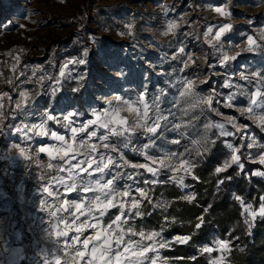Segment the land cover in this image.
I'll return each instance as SVG.
<instances>
[{
  "label": "snow or ice",
  "instance_id": "1",
  "mask_svg": "<svg viewBox=\"0 0 264 264\" xmlns=\"http://www.w3.org/2000/svg\"><path fill=\"white\" fill-rule=\"evenodd\" d=\"M214 11L221 17L231 15L226 6H217ZM125 27L131 35L133 26L127 24ZM179 28L177 21L169 20L163 35L175 38ZM232 28L231 23H223L214 35L213 27L204 32V42L212 49L215 63H208L207 55L195 56L187 50V44L178 40L176 44H170L171 54L161 52L160 63L149 65L150 75L163 78L162 86L150 91L149 80L148 84L141 85L134 98L113 95L101 107L91 108L90 112L76 109L56 115L52 111L55 98L62 92L63 82H75L77 87L71 91H80V82L88 75L94 51L89 45L82 46L76 56L66 60L58 75H45L37 85L40 90L35 96L20 90L19 102L15 103L11 115L5 114L2 103V98L8 93L0 94V141H8L11 136L19 141L8 142L6 148L0 150V161L7 162L0 175L9 179L8 187L11 193L16 194L15 202L20 205V220L27 222L26 236L25 231L17 229L16 221L6 229L3 219H0V257L7 255L8 264H19L25 259L26 248L38 247L40 250L34 251L39 258L38 264H62V259L66 264L68 249L75 253L72 258L82 264H157L160 250L171 249L173 245H188L193 241L205 224L203 216L193 225L196 231L191 235H174L171 238L164 235L170 223L167 215L158 231H137L133 222L152 214L146 213L142 205L167 213L168 203H153L152 191L158 185H172L182 191L192 188L186 179L199 180L195 170L215 152L218 144L226 150L227 158L221 166L215 167L217 177L225 174L216 180L217 192L233 180V176L226 175L230 169H238L235 177L243 175L246 165L242 149L247 150V160L251 162H257L253 160V150H258V163L264 166V143L252 133L249 124H240L233 116L221 121L212 119L223 115L220 107L235 109L239 119L249 117L253 126L264 134V115H256L257 110L264 109V68L242 70L238 79L235 74L227 72L231 63L241 55L264 52V30L257 38L260 43L253 35H247L244 47L236 44L240 51L230 55L225 50L224 41ZM183 35L187 37L192 33ZM126 59L119 54H111L105 59L111 70L108 79L119 82L128 78L131 69L125 63ZM197 60L201 63L197 64ZM205 65L208 70L220 66L225 68L221 87L227 89V93L216 88L203 90L202 86L217 75L209 72L200 79L199 74L205 71ZM125 68H128L127 72ZM38 70L43 71L39 66L32 69L33 79ZM45 81L48 82L47 87ZM42 96L48 97L51 106L34 112L32 107ZM240 100H245L246 106H238ZM18 116L19 122L14 123ZM34 116H38L37 122H26ZM50 124L63 132L54 130ZM45 138L53 142L41 144ZM237 139L240 146L234 142ZM182 142V151L171 150V145L179 146ZM129 152L146 162L129 160L126 156ZM41 154H46L47 161L41 159ZM18 162L24 169L19 181L15 179V172L10 171ZM250 176L264 178V170L253 171ZM25 178L33 179L38 186L34 204L25 195ZM71 193L78 194L79 198H69ZM231 195L243 208L241 215L246 235H252L257 218L264 220V195L259 197L258 210H254L253 205L246 203L240 195ZM0 198L13 200L9 191L2 187ZM196 200L195 191H187L179 197V201L190 205ZM25 205L34 211H25ZM112 209L118 213L114 218L110 215ZM4 210L17 215L11 203L5 204ZM203 211L207 213L209 208ZM106 216L109 218L107 223ZM88 230H91L90 235H86ZM6 231L9 238H15L18 246H12L10 239H4ZM135 236L141 239L133 240ZM26 239L27 244L24 243ZM215 243L220 249L227 250L231 241L218 239ZM50 245L55 246L54 251L59 249V254L53 255L49 251ZM212 251L210 247L201 249L202 253ZM191 259L195 261L197 257ZM0 264L4 261L0 260ZM162 264H167V261H162Z\"/></svg>",
  "mask_w": 264,
  "mask_h": 264
},
{
  "label": "rangeland",
  "instance_id": "2",
  "mask_svg": "<svg viewBox=\"0 0 264 264\" xmlns=\"http://www.w3.org/2000/svg\"><path fill=\"white\" fill-rule=\"evenodd\" d=\"M86 0H0V94L8 93V96L2 98L4 112L11 115L6 101L13 93V106L19 102V91L27 92L35 96L39 92L37 86L44 76L58 75L60 66L68 59L73 58L81 50L82 46L89 45L94 51L91 53V62L88 69V75L85 80L80 82V91L74 93L72 88L77 87L73 81L63 82L62 92L59 97L55 98V107L52 109L53 114L63 115L68 111L79 109L81 111L90 112L91 108H99L104 101L111 99L113 95H123L127 97H135L141 90L142 84H148L151 81L150 91L162 86V79L157 75H150L149 65L152 63H160V53L168 52L171 54L172 47L170 44H176L178 40L187 44L188 51H191L197 57L208 56V63H215L216 57L212 55V49L204 42V32L208 27H213V35L218 26L223 23H231L232 30L228 34V39L224 41L225 50L228 53L235 54L240 48L235 47L239 44L244 47L247 35H253L254 39L259 37L261 30H264V0H91L87 8V16L75 19L76 13ZM227 7L231 15L229 17H221L214 8ZM169 20H175L179 23L177 37L164 36ZM252 21V23H249ZM133 26L132 34H128L125 25ZM124 33V35H121ZM183 33H192L191 36H184ZM243 33V35H241ZM257 42L260 43L257 39ZM16 48L28 49L32 53L33 59L30 61L32 65H27L24 75L15 84L11 82L7 72L5 55ZM111 54H119L126 57L125 63L130 67L131 72L126 80L119 82L108 79L111 70L104 62ZM29 63V62H28ZM201 63L197 60V64ZM39 66L43 71L37 72L36 78L33 79L32 69ZM124 67V64L121 65ZM167 67V65L165 66ZM264 68V52L257 54L245 53L241 55L235 62L227 68L229 74H235L238 79L240 71L256 70ZM10 70H12L10 68ZM128 71V68H125ZM159 71V69H157ZM209 72H215L210 83L203 85V90L208 91L216 88L217 91L227 93V89H223L221 84L225 78V68L223 66L215 67L211 70L207 69L200 73V79H204ZM234 82H236L234 80ZM48 82L45 81V87ZM175 90H172V94ZM50 101L47 96L38 98L33 105L34 112H41L45 108H49ZM238 106H246L245 100H240ZM223 114L220 117L213 116L212 119L221 121L227 116L237 117L238 123L245 124L246 121L251 122L249 117L239 119V113L235 109H226L220 107ZM257 116L264 115V109L257 110ZM90 118V117H85ZM20 117L13 121L19 122ZM38 116L31 117L26 122H37ZM54 130L63 132L57 126L50 124ZM251 129L253 124L250 125ZM258 130V129H257ZM259 132V130H258ZM252 129L257 139L264 143V135ZM19 142L15 136L9 137L8 141H0V150L6 148L8 142ZM47 138L40 141L43 143H52ZM183 143L179 146L171 145L173 151H182ZM239 146V145H236ZM258 150H253V160L258 162ZM247 152V150H246ZM129 160L133 162H146L143 158L126 153ZM20 165L18 162L17 166ZM7 167L6 161H0V172ZM11 170V169H10ZM3 181L0 187L5 191H9L12 201L0 198V219H3L5 228L13 222H17V229L25 231L27 222L21 221L20 205L16 203V194L11 193L8 187L10 181L7 182L6 177L0 175ZM144 186V185H140ZM191 191L190 189L184 190ZM26 197L32 199L35 203L36 193L25 192ZM91 195V194H88ZM135 195V193H133ZM69 198L78 199L76 193L68 194ZM12 204L13 211L17 215H11L4 210V205ZM25 211H34L27 205L24 206ZM142 205V209H143ZM118 214L115 209L110 210V215ZM105 217V222H108ZM141 218H137L133 225L137 231L141 229L145 232L153 231L145 229L138 222ZM39 227V223H37ZM158 231V230H157ZM71 234V233H70ZM88 230L86 235H90ZM166 237V233H164ZM128 237H125L127 240ZM167 238V237H166ZM4 239H10L12 246H18L15 238H9L8 232H5ZM133 240H140L139 236L132 237ZM218 240V239H216ZM210 247L212 252L208 253L211 262L221 264L225 258L227 250L220 249L215 241ZM28 243V239L24 241ZM144 243H148L144 241ZM50 245L49 251L59 254V249H55ZM40 250L38 247L31 249L26 248L25 259L19 264H38L39 258L34 255V251ZM151 255V253H149ZM63 257V253L61 254ZM75 253L72 249H68L66 264H82V262L73 259ZM4 264H8L7 255L0 257ZM167 261L160 250L157 264ZM62 264L64 261L62 259ZM167 264H169L167 262Z\"/></svg>",
  "mask_w": 264,
  "mask_h": 264
},
{
  "label": "trees",
  "instance_id": "3",
  "mask_svg": "<svg viewBox=\"0 0 264 264\" xmlns=\"http://www.w3.org/2000/svg\"><path fill=\"white\" fill-rule=\"evenodd\" d=\"M90 3L91 0L85 1L84 5L78 9L75 19L87 16L86 10ZM32 59L31 51L23 48H16L5 55L6 73L9 74L13 84L23 77L25 68ZM10 91L11 101L8 98L6 104L12 113L14 99L12 90ZM245 123L252 125L249 121ZM252 129L258 132L256 127L253 126ZM260 136L264 137L261 134ZM234 142L239 145L238 139ZM242 153L246 165L243 175L235 177L238 169L235 167L230 169L226 175L233 176V180L221 186V190L217 192L216 180L223 178L225 174L217 177L215 167L222 165L223 160L227 158V153L219 144L216 146L215 152L206 158V162H201L195 170L199 180L186 179V183L193 186L190 190L197 193V200L191 205L185 201H179V197L186 192L176 186L158 185L152 191L153 203L166 201L169 211L164 213L159 209L143 207L146 213H152L138 220L145 229L159 230V226L165 223L164 216L167 215L170 222L165 232L167 238L174 235H191L196 231L193 225L199 222L198 218L201 216L205 218V224L188 245H173L171 249L162 250L163 257L169 264H213L208 253H202L201 249L205 245H211L216 239L231 241L221 264H264V220L258 217L252 235H246L243 227L244 217L241 215L243 208L231 195L233 193L240 195L246 203L253 205L254 210H258L261 203L259 197L264 195V178L252 177L250 173L264 170V166L259 165L258 162L248 161L246 149H242ZM6 179L8 182L9 179ZM206 207L209 208L207 213L203 211ZM173 219L175 223H171ZM241 248L243 251H240ZM193 256L197 257L195 261L191 259Z\"/></svg>",
  "mask_w": 264,
  "mask_h": 264
},
{
  "label": "built area",
  "instance_id": "4",
  "mask_svg": "<svg viewBox=\"0 0 264 264\" xmlns=\"http://www.w3.org/2000/svg\"><path fill=\"white\" fill-rule=\"evenodd\" d=\"M28 65H32V64L29 62ZM41 159L44 161H47L46 154H41ZM10 171L15 172V179L17 181H19L23 177L24 169H23V166L21 164L16 166L14 169H11ZM25 184H26V192L36 193V189L38 186L33 179L25 178Z\"/></svg>",
  "mask_w": 264,
  "mask_h": 264
}]
</instances>
